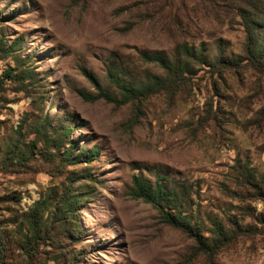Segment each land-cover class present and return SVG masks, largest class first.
<instances>
[{
	"label": "rangeland",
	"instance_id": "rangeland-1",
	"mask_svg": "<svg viewBox=\"0 0 264 264\" xmlns=\"http://www.w3.org/2000/svg\"><path fill=\"white\" fill-rule=\"evenodd\" d=\"M251 5L254 26L241 0H0V264H264V66L246 54L249 32L264 65V0ZM142 53L175 55L178 84L120 106L80 96L120 99L109 68L135 88L163 76ZM133 176L165 179V209L210 245L217 221L225 246L208 256L163 223Z\"/></svg>",
	"mask_w": 264,
	"mask_h": 264
},
{
	"label": "trees",
	"instance_id": "trees-1",
	"mask_svg": "<svg viewBox=\"0 0 264 264\" xmlns=\"http://www.w3.org/2000/svg\"><path fill=\"white\" fill-rule=\"evenodd\" d=\"M241 3L242 7L239 8L241 17L245 19L246 23L254 26L255 23H257L254 19H260L255 17L253 15L254 13L251 11L256 9V5L252 6L251 0H241ZM247 43L249 44L246 51L248 60L251 62L253 67H263L264 65L260 62V57L253 53L255 41L250 36L249 32L247 34ZM179 49H181V54H183L185 58L190 57L192 59H200L201 55H196L191 49L179 47L177 51ZM141 57L144 62L155 64L161 70L163 76L153 77L151 82L135 88L131 83L126 82L124 73L119 70L109 68L107 70L106 77L108 81L119 91L121 96L120 99H116L109 92L99 89L98 85H96L98 87V93L96 95L81 93L80 96L86 101L103 100L108 103H113L116 106H120L135 100H143L160 91L171 89L173 85L178 84L181 80L182 73L177 75V68L175 66V63H178L180 60H175V55L173 57L174 61L171 62L161 53H142ZM77 157L78 159L91 160V157H88V153L81 154ZM129 195L134 199H142L146 203L150 204L156 210L163 223L175 229L181 230L187 236L192 238L197 244V248L208 256H212L217 248L225 246L228 241V236L217 221L213 223L212 242L210 245L207 244L204 238L201 237L197 228L190 225V223L186 221L179 212L172 213V211H167L164 204H169L172 194L171 191L167 189L165 179L163 178L157 177V179L151 183L149 180L143 179L140 176H133ZM32 230L34 231L35 229ZM37 236L38 235H36V233H33L32 237H26L24 247L25 254L29 256L31 255L33 244L39 239Z\"/></svg>",
	"mask_w": 264,
	"mask_h": 264
}]
</instances>
